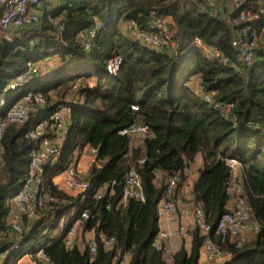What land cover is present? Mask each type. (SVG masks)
<instances>
[{"label": "trees", "instance_id": "obj_1", "mask_svg": "<svg viewBox=\"0 0 264 264\" xmlns=\"http://www.w3.org/2000/svg\"><path fill=\"white\" fill-rule=\"evenodd\" d=\"M251 2L254 12L264 9V0ZM59 5L51 19L45 13L40 24L22 34L13 48L0 51V95L30 61L58 58L60 63L50 74L40 72L26 89L44 94L49 105L45 112L64 103L70 98L71 84L81 82L79 101L70 105L68 139L48 176L63 170L88 144L99 150L103 162L90 170L94 190L116 182L113 196L96 204L92 218L81 225L82 233L95 230L97 240L100 234L116 238L119 259L129 253V264H199L203 236L198 229L193 232L191 250H179L170 263L163 251L152 247L166 179L178 173L183 179L184 169L202 156L203 167L191 198L215 227L234 208L236 195L229 191L233 174L226 160L235 158L242 164L236 176L242 198L250 221L259 230L242 248L228 247L232 259L227 264H264V33L254 63L245 66L232 46L239 27H232L231 21L239 10L229 20L230 15L212 14L204 0H61ZM261 16L263 21L264 13ZM169 17L176 28L175 48L165 45L156 50L120 27L134 20L141 31L153 33V21ZM96 21L101 28L92 49L86 50L79 33L93 28ZM56 22L65 26L64 43L54 36ZM195 39L217 50L220 57L195 45ZM115 56L122 58V65L118 75L109 78L104 61ZM91 81L95 88L89 86ZM210 93L215 94L206 101L204 95ZM132 105H139V110L132 111ZM134 124L148 127L151 135L131 150L133 139L120 132ZM27 130L28 125L11 124L3 138L0 255L13 243L4 235L9 201L22 190L28 176L33 144L25 138ZM142 159L145 162L140 165ZM131 169L141 177L144 200L129 199L120 205L124 177ZM49 184L52 188L51 180ZM58 208L62 211L64 206ZM47 221L51 220L26 221L21 248L2 264H16L45 240L43 248L53 264H119L114 260L116 251L101 243L90 262L87 247L67 250L64 241L49 242L58 221L50 226Z\"/></svg>", "mask_w": 264, "mask_h": 264}, {"label": "built area", "instance_id": "obj_2", "mask_svg": "<svg viewBox=\"0 0 264 264\" xmlns=\"http://www.w3.org/2000/svg\"><path fill=\"white\" fill-rule=\"evenodd\" d=\"M60 1L0 0V10L3 11L0 18V37L2 41H7V50L16 44L17 39L22 34L40 24L44 10L48 8L47 4L53 3L52 13L48 16L49 19L58 13ZM204 1L208 10L212 14L218 15L216 11L219 6L218 0ZM231 1L239 10L236 18L231 21L232 27H239L238 32L233 37L232 46L238 51L241 63L250 66L257 57L261 33L264 31V27H261L263 22L261 14L264 13V9H260V12H254L250 4L251 0ZM228 18L229 20L232 19L231 15ZM152 24L155 26V32L145 33L137 27L134 20L126 22L128 29L135 33V37L139 38L144 44L159 51L165 45L175 48L176 44L173 41L175 34L171 35L168 31L166 19L154 20ZM55 26L54 36L56 40L59 43H64L65 26L58 22L55 23ZM96 33L95 26L79 33L80 40L86 50L92 49ZM194 44L215 57H220L217 50L209 49L200 39H195ZM113 60V57H110L104 61L105 75L109 78L116 77L120 69L119 65L113 64ZM118 60L122 65L121 57ZM40 72L39 62H28L26 71L10 81L3 94L0 95V169L3 166V156L5 154L3 138L11 124L28 125L25 138L33 144L30 152L28 176L22 190L12 198L13 209L7 217V229L4 235L12 239L13 243L0 255V261H5L12 252L21 248L26 230V221L29 220H51L47 221L49 222L47 226H50V223H53L54 220L58 221V227L49 238V242L64 241L67 250L81 249V245L75 241L81 225L92 218L97 203L113 196V188L116 186V182H112L94 190L90 180V170L93 167H101L103 162L99 158V150L88 144L74 154L73 159L67 163L63 170L50 177L48 176V169L56 167L62 148L68 139L71 127L70 105L78 103L80 98L78 91L82 84L80 81L71 84V95L68 98L69 106L63 103L53 110L45 112L49 105L44 94L35 91L26 92L29 84ZM214 94H205L204 99L211 101ZM131 110L138 111L139 105H132ZM120 133L133 139L131 150L137 149L151 135L148 127L140 124L125 128ZM135 142L137 143L134 144ZM83 156L90 157L87 169H81L79 165L80 158ZM226 161L233 174L229 191L233 192L236 197L233 211L224 214L215 227L206 221L203 209L195 206L189 195L195 177L194 163H190L184 169L183 179L179 173L167 177L166 187L158 205L159 231L152 247L163 251L164 258L168 263L172 261V257L178 252L168 249L171 240L180 234L191 238L196 229L203 236L200 252L204 256L206 264H227L232 259L228 247L232 246L235 249H240L247 243L248 239L245 231L248 229L251 216L242 198V186L238 183L234 174L242 164L235 158H229ZM144 162L145 159H142L139 164L142 165ZM49 180H51L54 193L51 192L52 188ZM123 185L124 192L120 205H125L129 199L144 200L141 177L135 169H131L125 175ZM58 205L64 206L61 209L62 211H59ZM190 214L194 217V224L192 226L183 225L181 218H186ZM165 224H175L176 228H168ZM255 230L256 232L259 230L258 225L255 226ZM86 235L89 238L86 241V247L89 250L90 262L97 255L99 243L107 249L116 251L114 260L118 261L119 264H127L131 258L129 253H125L119 259L120 249L116 238L100 234L97 240L95 230L87 232ZM43 243L36 247L33 253L25 254L28 257H35L30 264H53L43 248V245L48 241L45 240ZM20 262V264H26Z\"/></svg>", "mask_w": 264, "mask_h": 264}, {"label": "crops", "instance_id": "obj_3", "mask_svg": "<svg viewBox=\"0 0 264 264\" xmlns=\"http://www.w3.org/2000/svg\"><path fill=\"white\" fill-rule=\"evenodd\" d=\"M218 2H219V6L216 9L218 15H220L222 13V15L226 17V16H229V14L231 12H234V11L237 10V8L235 7L234 2H232L231 0H218ZM250 4L252 5V2ZM46 6H48V8H45L44 14L45 13H48V14L52 13L53 3L47 4ZM225 7H226V9H225ZM228 7L230 8L229 11H228ZM44 14H43V16H44ZM166 23H167L168 31H170L171 35H174L176 33V28L174 26L173 20L170 17L166 18ZM53 59H58V58H52V59H47V60H53ZM58 62L59 61H56L55 63H52L51 65H48L44 70L42 69V67L40 65L41 72H44L45 74L52 73L54 70H56L60 66V63H58ZM46 71H49V72L47 73ZM89 86L95 88V82L89 83ZM64 103H66V105L69 106L70 105V104H68L69 103V99H67L66 102H64ZM89 161H90V157H88V156L81 157L80 161H79L80 168L81 169H87L88 165H89ZM194 165H195V177L193 178V184H194V181L199 178V170L203 167V158H202V156H198L197 157V159L194 162ZM192 190H193V188H192ZM192 190L189 193L190 197H192ZM231 193H233V192H231ZM11 200H12V198L9 201V204H10V207H11L10 212L13 209V205L11 204ZM234 200H233V204H234ZM6 223H7V219H6ZM181 223L183 225H185V226L186 225L187 226H192L194 224V217L192 216V214H190V216H188L186 218H181ZM165 226L168 227V228H171V229H175L176 228L175 224H165ZM82 234L84 236L86 235L84 233H82ZM245 235H246L248 241L251 238H254L256 236V230H255V224L254 223H252L251 225L248 224V229L245 231ZM192 240H193V237L189 238V237H185V236H183L181 234L180 235H176L171 240V242L168 244V249L170 251L177 252V251L185 248V250L190 251L191 247H192ZM31 253H33V252L26 253V255L31 254ZM26 255L25 254H24V256L22 255L23 257L21 256L22 258L20 257L16 261V264H20L21 263L20 261H22V263H26V264H30L31 261L33 262L35 257L34 256L28 257ZM3 262L4 261H0V264H2ZM129 262H130V259L127 262V264H129ZM199 263L200 264H206L204 256L202 255L201 252H200Z\"/></svg>", "mask_w": 264, "mask_h": 264}, {"label": "rangeland", "instance_id": "obj_4", "mask_svg": "<svg viewBox=\"0 0 264 264\" xmlns=\"http://www.w3.org/2000/svg\"><path fill=\"white\" fill-rule=\"evenodd\" d=\"M155 20H160V19H155ZM98 23V24H97ZM97 24V25H96ZM96 24H95V27H96V29H97V27H98V25H99V27L101 28V23L100 22H98V21H96ZM120 27H121V29H122V31H124V33L126 34V35H129L131 38H134L135 37V33H133L132 31H130L129 29H128V27H127V25H126V22H122V23H120ZM152 27L153 28H155V26H153V24H152ZM261 27H264V20H263V22H262V24H261ZM100 30V29H99ZM99 30H97V32L99 31ZM262 33H264V31H262ZM132 35V36H131ZM262 35V38H263V34H261ZM95 36H97V33H96V35ZM139 37V36H138ZM261 38V39H262ZM137 40L139 39V38H136ZM81 41V40H80ZM261 42H262V40H261ZM146 45V44H145ZM148 46V45H147ZM13 48V47H12ZM10 50V49H9ZM120 56H115V57H113V64H116V65H119L120 66V68H121V65H120V63H119V60H118V58H119ZM115 59H117V60H115ZM122 59V58H121ZM56 61H59L58 59H53V60H45V59H43V60H40L39 61V63H40V65H41V67H42V69L44 70L48 65H51L52 63H55ZM59 63V62H58ZM58 66V65H57ZM119 71H120V69H119ZM118 71V72H119ZM47 73L49 72V71H46ZM118 72H117V74H118ZM194 78V77H193ZM195 78H197V77H195ZM91 82H94V81H91ZM91 82H89V83H91ZM195 85H197V82H195ZM71 94H69V96H70ZM138 140V139H137ZM137 142H135L134 144H136ZM239 171H240V168L234 173L235 174V176H237L238 175V173H239ZM248 224L249 225H251L252 224V222L251 221H249L248 222ZM87 239H89L88 238V235H83L82 234V231L80 230L79 231V233L77 234V236L75 237V241L78 243V244H80L81 245V249H85L86 248V245H87V243H86V241H87ZM251 239H253V238H251Z\"/></svg>", "mask_w": 264, "mask_h": 264}, {"label": "water", "instance_id": "obj_5", "mask_svg": "<svg viewBox=\"0 0 264 264\" xmlns=\"http://www.w3.org/2000/svg\"><path fill=\"white\" fill-rule=\"evenodd\" d=\"M100 29V27H99V25H98V27H97V30H99ZM7 46H8V43H7V41H2V47H1V49H0V51H1V53H5L6 52V50H7Z\"/></svg>", "mask_w": 264, "mask_h": 264}]
</instances>
